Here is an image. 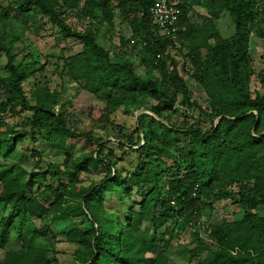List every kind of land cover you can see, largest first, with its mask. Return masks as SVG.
Here are the masks:
<instances>
[{
	"label": "trees",
	"instance_id": "1",
	"mask_svg": "<svg viewBox=\"0 0 264 264\" xmlns=\"http://www.w3.org/2000/svg\"><path fill=\"white\" fill-rule=\"evenodd\" d=\"M155 2L12 0L0 10V117L29 114L28 129L0 132V159L26 138L63 153L61 169L27 171L0 162V264H60L51 256L54 243L74 247L71 264H167L172 241L185 229L191 231L187 253L195 264H264V96L251 90L249 44L254 35L264 49V0H198L206 12L202 25L192 23L187 3L179 6V49L150 20ZM68 13L88 21L86 28H72ZM224 13L234 27L230 38L215 26ZM39 18L48 20L60 41H76L80 50L53 57L33 49L18 63L13 47ZM116 19L120 44H134L133 59L114 55L97 40L94 23L111 28ZM48 66L54 87L42 74ZM40 78L47 82L39 85ZM66 81L102 103L106 122L123 107L152 113L138 117L133 133L117 131V145L144 159L133 170L122 172L102 138L79 130L72 104H60ZM82 107L85 114L92 111L88 102ZM185 108L200 118L179 122L173 114L186 116ZM80 139L93 149L74 156L69 144ZM99 169L105 176L98 182L85 187L78 180ZM46 177L57 187L41 189L36 181ZM216 202L223 203L230 222H208ZM7 210L10 216H2ZM78 218L85 220L84 230L55 228ZM31 219L42 221L41 227L24 229ZM10 233L17 241L7 248Z\"/></svg>",
	"mask_w": 264,
	"mask_h": 264
},
{
	"label": "rangeland",
	"instance_id": "2",
	"mask_svg": "<svg viewBox=\"0 0 264 264\" xmlns=\"http://www.w3.org/2000/svg\"><path fill=\"white\" fill-rule=\"evenodd\" d=\"M171 2L182 6L183 4H188V14L194 25H202L206 17V12L197 4L198 0H170ZM12 0H0V10L8 8ZM67 22L72 26V28L77 30H84L88 25V21L79 19L74 16L73 13L67 14ZM40 22L33 24L31 21L27 30L24 32L21 40L13 47V53L17 56V62H21L23 57L27 55L31 50L35 49L39 53L47 56L59 57L62 55H71L77 53L81 45L73 40L69 41H60V35L56 32L53 27L48 23L47 19L39 18ZM119 24L120 21L116 19L114 21V27L106 28L104 24L97 20L94 23V28L97 33L98 42L106 49L113 52V54H124L127 59H133L135 52L133 50V43L130 46H122L119 40ZM215 26L223 38H230L234 34V27L231 22L230 17L227 13L221 15V17L215 22ZM8 39L10 37L8 36ZM250 56L253 61V71L254 74L251 79V90L264 96V49L262 42L257 39L254 35L250 37ZM62 50H65L64 52ZM187 51V50H185ZM187 53V52H185ZM112 54V56H113ZM5 58L0 59V71L4 69ZM136 72L140 76H144L143 67L136 63ZM52 67H47V72L42 73L46 74L48 81L52 83L54 87V77H51L50 72H52ZM32 81V80H31ZM45 79L40 78L39 85H44ZM47 82V81H46ZM29 85H24V90L27 92V97H29ZM54 89V88H53ZM57 91H60V88L56 87ZM54 89V90H56ZM193 89V88H192ZM193 91H195L193 89ZM197 98L201 101L204 100L202 95H197ZM181 98L178 96L177 105L180 104ZM88 102L92 106V111L89 115L83 113L84 103ZM60 104L71 105L73 113L77 114L80 120L79 130L84 132H91L94 136L102 138L106 142V152L111 150L116 159L118 160V168L122 172H127L133 170L137 165L138 161H143L144 159L138 158V155L129 150L127 147H119L117 140V131L121 130L123 133L131 134L134 132L137 127V119L141 114H147L152 116V113L145 111L143 109H136V107L131 108H121L117 113H115L108 122L101 117V109L103 107L102 103L97 100L92 99L89 96L83 95L76 92V88L73 84L66 81L63 83L62 98ZM145 105L152 106L154 102L146 101ZM185 115H179L174 113V117L181 123L193 124L198 118H200L199 112L196 110H191L185 108ZM29 114L26 111L9 112L5 116L0 117V132L7 131L8 134H12L15 131L21 129H28V122L26 121V116ZM36 137V136H35ZM36 141H31L29 138L24 139L19 143L13 153L6 157L1 158L0 162L3 166H9L11 164H17L19 168L27 171H43L49 165L56 168L62 167L63 162V153L52 149L50 146L42 142V139H35ZM142 144V143H141ZM71 152L74 156H77L82 153H87L92 148H88L85 141L74 140L69 144ZM34 152V155H32ZM105 176V172L102 169H99L91 175L81 174L78 177V180L82 182V185L87 187L91 183L98 182ZM60 180L67 182V177L62 176ZM36 183L40 186L41 189H44V185L50 184L53 187H57V181H52L49 177L46 179H37ZM1 188V183H0ZM110 205L113 209H116V206L113 202H110ZM222 202L214 203V208L210 211V219L208 220L211 224H219L222 221L230 222L232 217L227 215L222 211ZM120 212H122L120 210ZM11 214L10 210L5 211L2 216L9 217ZM1 216V217H2ZM51 218L48 219V222ZM42 225V221L31 219L29 222L23 224L24 229H29L30 226L39 229ZM16 226H18L16 224ZM29 226V227H28ZM78 227L83 229L86 227L85 220L83 218L74 219L70 222H60L55 224V228L62 230L64 228ZM16 229L15 227L13 228ZM50 239V238H49ZM17 241L13 233H10V237L7 240L9 246H13V242ZM192 236L191 231L185 229L184 231L179 232L178 236L172 241L170 248V258L167 264H195V261L190 258L187 251L192 247L191 242ZM74 247L68 244H55L54 243V253L52 257L56 258L60 264H71L73 262V253ZM3 258V250L0 248V261Z\"/></svg>",
	"mask_w": 264,
	"mask_h": 264
},
{
	"label": "built area",
	"instance_id": "3",
	"mask_svg": "<svg viewBox=\"0 0 264 264\" xmlns=\"http://www.w3.org/2000/svg\"><path fill=\"white\" fill-rule=\"evenodd\" d=\"M181 15L179 6L170 0H156V2L149 8L148 16L152 23L156 25L165 38L173 41L176 49L181 48L178 41V22ZM195 198V193L192 194ZM200 230L204 229L201 223L197 224Z\"/></svg>",
	"mask_w": 264,
	"mask_h": 264
},
{
	"label": "crops",
	"instance_id": "4",
	"mask_svg": "<svg viewBox=\"0 0 264 264\" xmlns=\"http://www.w3.org/2000/svg\"><path fill=\"white\" fill-rule=\"evenodd\" d=\"M228 222V221H227Z\"/></svg>",
	"mask_w": 264,
	"mask_h": 264
}]
</instances>
